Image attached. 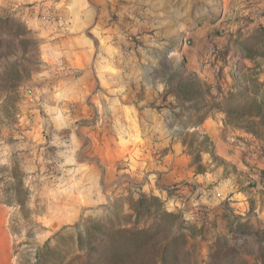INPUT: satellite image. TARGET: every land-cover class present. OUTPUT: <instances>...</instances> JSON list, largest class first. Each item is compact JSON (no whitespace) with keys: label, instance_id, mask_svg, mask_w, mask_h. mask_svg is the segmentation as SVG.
<instances>
[{"label":"rangeland","instance_id":"rangeland-1","mask_svg":"<svg viewBox=\"0 0 264 264\" xmlns=\"http://www.w3.org/2000/svg\"><path fill=\"white\" fill-rule=\"evenodd\" d=\"M75 1L0 0V17L19 20L41 39L40 53L43 62L41 71L22 88L19 115L9 119L0 116V203L8 210V226L14 236L11 255L14 264L82 263L85 252L78 247L75 234L88 221L103 219L116 208L127 213V198H137L143 192L154 194V187L145 181L152 174L151 169H155L154 165L164 159V152L166 154L168 150L167 146H157L154 140L140 141L144 152H138L134 160L129 155L116 158L111 154L108 157L101 147L104 141L114 137L113 127L105 110L92 109L89 105L65 103L64 122L56 126L45 123L51 110L44 103L52 85L58 80V73L55 71L65 66L61 62L53 68L54 65L45 62L44 55L48 48L45 30L49 26L59 28L69 25V16L59 10L69 9ZM158 1L159 9H142V0H117L116 5L123 8L126 7L125 4H134L138 8L112 9L107 15L111 22L121 20L122 24L128 23L133 27L140 25L139 30L142 29V33H130L119 40L118 65L127 74V84L133 87L138 84V71L143 74L142 83L144 81L156 85L165 82L169 73L183 63L188 71L195 72L215 86L219 81L227 89L231 83L228 72L233 61L230 39L240 29L242 33H246L258 24L264 25V0H191L193 9H174L179 4L176 0ZM119 11H122L121 15ZM200 27H203L202 34L196 39L192 38L191 33ZM228 46L229 50H225ZM138 54L141 57L145 54L151 57L147 62L140 61L143 67L133 60V55ZM123 84L124 82H118V85ZM165 90V128L176 134L180 133L182 140L185 138L188 142L190 135L186 133H192L196 129L191 127L188 114H174L178 113V102L172 94H165ZM214 91H217L216 87ZM135 97H140L139 93ZM104 98L101 95V99ZM42 122L46 125L33 131ZM223 125V137L227 141L234 138L231 141L237 142L242 130L225 123ZM135 129L137 133L141 130L137 126ZM197 131L203 133L201 125ZM206 154L209 155L210 162L204 160ZM191 155L196 169L195 152H191ZM144 159L148 161L144 167H131L135 160ZM201 160L208 170L223 167L225 174L232 176L238 186L247 183L244 171L233 164L222 160L216 162L210 153L204 151L201 153ZM110 161L117 181L114 185H107L102 180L101 185L103 192L108 191L106 195L109 197V206L102 205L95 216H82L75 224L54 228L50 220L55 214L54 208L59 210L61 205L64 210H68L72 207L74 197L82 198L91 194L85 189L91 183L87 181L88 167L98 165L105 169ZM149 163L152 165L149 166ZM128 169L135 171L134 176L130 175ZM80 177L85 180L73 184ZM158 181L159 179L154 181L155 188L159 186ZM183 185L189 186V183ZM176 190L173 186L167 189L165 195L157 192L154 195L161 197L167 211H179L186 223L190 224L193 218L188 204L189 197L186 198L184 193L180 196ZM178 200L184 205L180 203L176 206L175 202ZM147 224L143 219L138 225ZM183 231L188 233L187 229ZM247 234L252 235V232ZM252 240L248 243H252ZM190 244L195 264H204L209 260L208 241L201 240L198 235L190 239Z\"/></svg>","mask_w":264,"mask_h":264},{"label":"crops","instance_id":"crops-1","mask_svg":"<svg viewBox=\"0 0 264 264\" xmlns=\"http://www.w3.org/2000/svg\"><path fill=\"white\" fill-rule=\"evenodd\" d=\"M116 1L76 0L69 9L59 10L69 16V25L46 28L48 48L44 60L54 65L53 68L61 62L65 66L55 71L58 73V80L52 85L44 103L47 109L51 110L45 123L56 126L64 122L65 103H79L89 105L92 109L105 110L114 131V137L106 138L101 147L108 157H111V154L116 158L129 155V158L134 160L135 155L144 150L142 141L154 140L161 148L167 146L164 159L154 165L155 169H151L152 174L145 181L154 187L153 193L165 195L167 189L174 186L180 196L184 193L186 198L189 197V208L196 212L197 217H202L201 212H197L200 207L216 216L217 227L213 233L227 234L230 223L236 218V221L247 222L254 235L255 229L264 227V140H256L246 132L240 131L237 142L231 141L234 138L227 141L222 135L224 116L214 110L201 124V130L210 137L214 154L220 160L233 164L240 171L243 170L247 183L238 186L232 176L225 174L223 167L197 173L192 164V155L188 152L187 145L183 144L180 133L176 134L173 130L165 128V82L156 85L144 81L142 83L143 74L138 71V84L135 87L130 86L127 84V74L122 66L118 65L119 42L130 33H142V29L139 30L140 25L133 27L128 23L122 24L121 20H108L107 15L112 9L138 8L134 4H125L126 7L123 8L116 5ZM176 1L179 4L174 9H193L191 0ZM158 3V0H142V9H159ZM121 13L122 11H119L120 15ZM202 30L203 27H200L193 31L192 38L199 37ZM150 58L146 54L143 57L139 54L133 55L134 62L138 63L147 62ZM140 66L143 67L142 63ZM75 71L77 74H74ZM118 82L124 84L118 85ZM136 93H139L140 97L136 98ZM101 95L105 98L101 99ZM177 111L179 112V109ZM45 123H39L38 128L33 131L39 130ZM136 126L141 129H138V133ZM204 160H209L208 154L204 155ZM147 163L145 159L135 160L131 167L142 168ZM112 167L111 161L105 165V169L90 165L86 174L87 181L91 183L85 189L91 194L82 198L74 197L72 207L68 210H64L61 205L59 210L54 208L51 225L59 228L62 225L75 224L82 216L97 215L102 205L109 206V197L106 195L108 191L103 192L101 185L102 180H105L107 185H114L117 181ZM128 170L130 175L134 176L135 171ZM158 179L159 186L155 188L154 181ZM81 180L84 181L85 178H77L73 184ZM184 183H189V186H184ZM180 203L182 204L178 200L175 205ZM8 219V210L0 203V264H14L11 261L14 236L8 226ZM248 258L253 261L251 256Z\"/></svg>","mask_w":264,"mask_h":264},{"label":"trees","instance_id":"trees-1","mask_svg":"<svg viewBox=\"0 0 264 264\" xmlns=\"http://www.w3.org/2000/svg\"><path fill=\"white\" fill-rule=\"evenodd\" d=\"M230 44L233 61L227 89L219 81L215 86L188 71L183 63L165 81V94H172L180 109L174 114H188L196 129L186 133L188 142L182 141L189 153L195 152L197 173L208 171L201 162L203 151L220 161L210 137L197 131L214 110L224 115L225 124L264 140V25L246 33L240 29ZM40 49L41 39L35 31L19 20L0 17V116L19 115L22 88L41 71ZM126 203L127 213L116 208L103 219L88 221L75 234L78 247L85 252L80 264H195L190 239L198 235L209 243V260L204 264H264V227L254 230L252 243L239 246L238 237L251 230L247 222L233 218L227 234L213 233L217 218L203 207L197 210L202 217L190 211L193 222L187 224L179 211H167L157 195L143 192L137 198H127ZM143 219L148 224L139 226Z\"/></svg>","mask_w":264,"mask_h":264},{"label":"built area","instance_id":"built-area-1","mask_svg":"<svg viewBox=\"0 0 264 264\" xmlns=\"http://www.w3.org/2000/svg\"><path fill=\"white\" fill-rule=\"evenodd\" d=\"M252 238H253V236L250 235V234H247V233L242 234V235H240V236L238 237V239H237V244H238L239 246L244 245L245 243L250 242V241L252 240Z\"/></svg>","mask_w":264,"mask_h":264}]
</instances>
